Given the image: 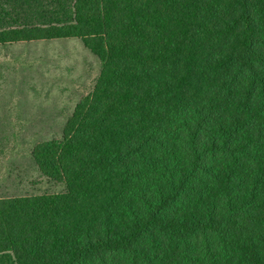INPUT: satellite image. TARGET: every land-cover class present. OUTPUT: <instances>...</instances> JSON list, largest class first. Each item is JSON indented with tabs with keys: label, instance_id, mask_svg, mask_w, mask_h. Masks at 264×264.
Returning <instances> with one entry per match:
<instances>
[{
	"label": "trees",
	"instance_id": "16d2710c",
	"mask_svg": "<svg viewBox=\"0 0 264 264\" xmlns=\"http://www.w3.org/2000/svg\"><path fill=\"white\" fill-rule=\"evenodd\" d=\"M70 8L0 31L77 37L101 63L31 149L65 191L0 197V264H264V0Z\"/></svg>",
	"mask_w": 264,
	"mask_h": 264
},
{
	"label": "rangeland",
	"instance_id": "374dc122",
	"mask_svg": "<svg viewBox=\"0 0 264 264\" xmlns=\"http://www.w3.org/2000/svg\"><path fill=\"white\" fill-rule=\"evenodd\" d=\"M72 0H0V31L66 20ZM53 18V21H52ZM101 63L77 37L0 42V197L65 191L37 169L32 147L58 139Z\"/></svg>",
	"mask_w": 264,
	"mask_h": 264
},
{
	"label": "crops",
	"instance_id": "0c3cea01",
	"mask_svg": "<svg viewBox=\"0 0 264 264\" xmlns=\"http://www.w3.org/2000/svg\"><path fill=\"white\" fill-rule=\"evenodd\" d=\"M54 19H55L54 22H55V21H56V22L61 21L59 16H58V17H55ZM52 21H53V18H52ZM54 22H53V23H54Z\"/></svg>",
	"mask_w": 264,
	"mask_h": 264
}]
</instances>
